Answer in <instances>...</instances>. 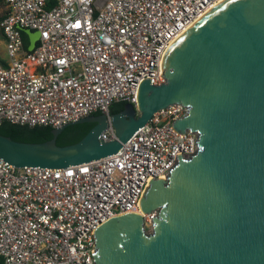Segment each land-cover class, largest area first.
<instances>
[{"label": "built area", "instance_id": "2783aa9c", "mask_svg": "<svg viewBox=\"0 0 264 264\" xmlns=\"http://www.w3.org/2000/svg\"><path fill=\"white\" fill-rule=\"evenodd\" d=\"M221 1L4 0L0 124L55 128L99 112L109 120L99 139L116 138L110 105L137 108L143 80L165 82L167 49ZM23 29L39 34L32 50ZM187 111L159 109L117 152L88 162L16 167L0 158V264H95L94 231L108 218L151 222L156 213L140 209L149 180L167 179L178 155L198 150V132L172 127Z\"/></svg>", "mask_w": 264, "mask_h": 264}, {"label": "water", "instance_id": "95a60500", "mask_svg": "<svg viewBox=\"0 0 264 264\" xmlns=\"http://www.w3.org/2000/svg\"><path fill=\"white\" fill-rule=\"evenodd\" d=\"M32 50L38 32L23 29ZM165 82L143 80L137 108L110 114L116 138L103 141L106 114L52 128V138L24 142L0 134V158L16 167L61 168L119 150L152 114L187 106L173 129L198 132V150L167 179L149 180L140 199L155 212L146 232L139 213L103 222L95 231V264H264V0H222L188 28L163 56ZM94 125L58 145L68 125Z\"/></svg>", "mask_w": 264, "mask_h": 264}, {"label": "trees", "instance_id": "16d2710c", "mask_svg": "<svg viewBox=\"0 0 264 264\" xmlns=\"http://www.w3.org/2000/svg\"><path fill=\"white\" fill-rule=\"evenodd\" d=\"M4 0H0V8L3 6ZM5 10H2L0 18L4 15ZM21 36L24 40V46L27 48L28 39L24 31H21ZM0 62H4L0 58ZM124 101L113 102L109 107L110 114L116 113L122 110ZM99 114V112L95 113ZM94 125V123L83 122L66 126L60 134L56 137V144L65 145L79 141ZM52 128L48 126H33L13 124L10 122H2L0 124V134L11 137L17 141L24 142H42L52 138Z\"/></svg>", "mask_w": 264, "mask_h": 264}, {"label": "crops", "instance_id": "0c3cea01", "mask_svg": "<svg viewBox=\"0 0 264 264\" xmlns=\"http://www.w3.org/2000/svg\"><path fill=\"white\" fill-rule=\"evenodd\" d=\"M0 58L1 59L6 58L5 43L3 40V36L1 35V32H0Z\"/></svg>", "mask_w": 264, "mask_h": 264}, {"label": "rangeland", "instance_id": "374dc122", "mask_svg": "<svg viewBox=\"0 0 264 264\" xmlns=\"http://www.w3.org/2000/svg\"><path fill=\"white\" fill-rule=\"evenodd\" d=\"M2 10H5L4 9V4H3V6L0 8V14L2 13ZM144 229L146 230V232H150L151 230V222H149V221H146L145 223H144Z\"/></svg>", "mask_w": 264, "mask_h": 264}]
</instances>
